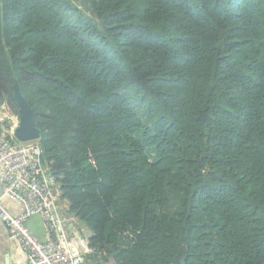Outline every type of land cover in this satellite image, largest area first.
I'll use <instances>...</instances> for the list:
<instances>
[{
    "label": "trees",
    "instance_id": "16d2710c",
    "mask_svg": "<svg viewBox=\"0 0 264 264\" xmlns=\"http://www.w3.org/2000/svg\"><path fill=\"white\" fill-rule=\"evenodd\" d=\"M91 264H264V0H0V105Z\"/></svg>",
    "mask_w": 264,
    "mask_h": 264
},
{
    "label": "built area",
    "instance_id": "2783aa9c",
    "mask_svg": "<svg viewBox=\"0 0 264 264\" xmlns=\"http://www.w3.org/2000/svg\"><path fill=\"white\" fill-rule=\"evenodd\" d=\"M2 120L0 116V219L9 235L26 253L28 264H91L89 255L95 252L89 244L91 233L69 220L58 204L57 185L41 161L37 139L19 141L14 127L8 131ZM3 198L20 204L22 211L9 213ZM33 215L42 220L46 242L25 224Z\"/></svg>",
    "mask_w": 264,
    "mask_h": 264
},
{
    "label": "crops",
    "instance_id": "0c3cea01",
    "mask_svg": "<svg viewBox=\"0 0 264 264\" xmlns=\"http://www.w3.org/2000/svg\"><path fill=\"white\" fill-rule=\"evenodd\" d=\"M2 204L9 213L12 215H17L22 211V206L9 198H3ZM37 216V215H33ZM33 218L30 216L26 219V226L32 231L34 236L39 240L35 235L33 230L27 225V223H32L30 219ZM41 219V218H40ZM42 221V220H41ZM45 230V229H44ZM44 241L46 242V231L44 235ZM0 264H28V258L26 253L20 247L18 242L9 235L6 226L3 221L0 219Z\"/></svg>",
    "mask_w": 264,
    "mask_h": 264
},
{
    "label": "water",
    "instance_id": "95a60500",
    "mask_svg": "<svg viewBox=\"0 0 264 264\" xmlns=\"http://www.w3.org/2000/svg\"><path fill=\"white\" fill-rule=\"evenodd\" d=\"M13 95L17 107L20 111V118L18 125L14 128V137L19 141L25 142L28 140H36L39 138V131L35 125L34 114L21 94L20 88L17 83L13 85ZM178 264H186L184 257L179 260Z\"/></svg>",
    "mask_w": 264,
    "mask_h": 264
},
{
    "label": "rangeland",
    "instance_id": "374dc122",
    "mask_svg": "<svg viewBox=\"0 0 264 264\" xmlns=\"http://www.w3.org/2000/svg\"><path fill=\"white\" fill-rule=\"evenodd\" d=\"M18 110H19V108H18ZM0 116L3 119L2 123H3L4 127L8 131H11V129L13 127L15 128V126L18 124V121H19V118H20V111H19V113H17L15 109H11L7 104L3 103V104L0 105ZM14 123H16L15 126H14ZM32 217L33 218L30 219V221H32V223H27V225L33 230L35 235L42 242V241L45 240L44 239L45 230H44V227H43V223H42V221H41V219H40V217L38 215L37 216H32ZM81 227H83V226H81Z\"/></svg>",
    "mask_w": 264,
    "mask_h": 264
},
{
    "label": "clouds",
    "instance_id": "9594fccd",
    "mask_svg": "<svg viewBox=\"0 0 264 264\" xmlns=\"http://www.w3.org/2000/svg\"><path fill=\"white\" fill-rule=\"evenodd\" d=\"M16 126H17V125H16ZM16 126H15V127H16Z\"/></svg>",
    "mask_w": 264,
    "mask_h": 264
},
{
    "label": "bare ground",
    "instance_id": "6f19581e",
    "mask_svg": "<svg viewBox=\"0 0 264 264\" xmlns=\"http://www.w3.org/2000/svg\"><path fill=\"white\" fill-rule=\"evenodd\" d=\"M18 125V124H17Z\"/></svg>",
    "mask_w": 264,
    "mask_h": 264
}]
</instances>
